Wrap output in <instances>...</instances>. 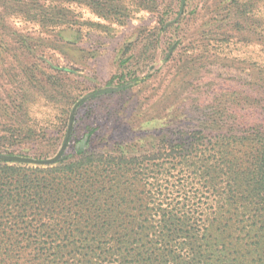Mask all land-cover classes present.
I'll return each instance as SVG.
<instances>
[{
    "label": "rangeland",
    "instance_id": "1",
    "mask_svg": "<svg viewBox=\"0 0 264 264\" xmlns=\"http://www.w3.org/2000/svg\"><path fill=\"white\" fill-rule=\"evenodd\" d=\"M132 76L78 106L65 156L89 130L92 150L127 155L263 138L264 0H0V124L25 129L12 154L53 156L75 102Z\"/></svg>",
    "mask_w": 264,
    "mask_h": 264
},
{
    "label": "trees",
    "instance_id": "2",
    "mask_svg": "<svg viewBox=\"0 0 264 264\" xmlns=\"http://www.w3.org/2000/svg\"><path fill=\"white\" fill-rule=\"evenodd\" d=\"M23 129L0 124V154ZM253 131L207 154L191 139L127 155L92 150L89 130L53 165L0 161V264H264V137Z\"/></svg>",
    "mask_w": 264,
    "mask_h": 264
},
{
    "label": "water",
    "instance_id": "3",
    "mask_svg": "<svg viewBox=\"0 0 264 264\" xmlns=\"http://www.w3.org/2000/svg\"><path fill=\"white\" fill-rule=\"evenodd\" d=\"M180 12H181V9H180ZM122 88H123V85H121V86H115V85L106 86V87L100 88L97 91L92 92L91 94H89L87 96H83L79 100H77L75 102V104L73 105V107L71 108L70 113H69L68 126H67V130H66L65 138H64L62 144L60 145V147L58 148V150L56 151V153L53 156L45 158V159H39V158H33V157H30V156H23V155H18V154H4V153H1L0 154V161L19 162V163H22V164L35 165V166H48V165L54 164L55 162H57L61 158L62 154L64 153V151H65V149L67 147L68 140L70 138V134H71V131H72V128H73L75 111L78 108V106L83 101H85L86 99H88V98H90L92 96L100 95V94H102V93H104L106 91H112V90H115V89H122ZM84 141H85V138H83L80 143L83 144Z\"/></svg>",
    "mask_w": 264,
    "mask_h": 264
}]
</instances>
